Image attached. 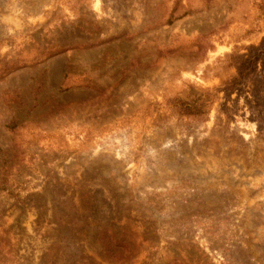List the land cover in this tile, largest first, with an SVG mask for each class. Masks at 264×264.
<instances>
[{
	"label": "rangeland",
	"instance_id": "obj_1",
	"mask_svg": "<svg viewBox=\"0 0 264 264\" xmlns=\"http://www.w3.org/2000/svg\"><path fill=\"white\" fill-rule=\"evenodd\" d=\"M180 3L0 0V264H264V0Z\"/></svg>",
	"mask_w": 264,
	"mask_h": 264
},
{
	"label": "trees",
	"instance_id": "obj_2",
	"mask_svg": "<svg viewBox=\"0 0 264 264\" xmlns=\"http://www.w3.org/2000/svg\"><path fill=\"white\" fill-rule=\"evenodd\" d=\"M171 2L173 3V5L168 12V21L180 18L181 16H184L189 12L188 9L184 8L181 14L175 16L177 10L179 8H183V5L180 3V0H171ZM262 46H264V37ZM254 51H252V53H255ZM263 59L264 50H261L254 55H248L247 58L238 66V73L234 77H232L229 85H234V83L239 78H243L244 76L246 77L249 73L253 72L256 69L258 62L262 61ZM212 102L213 100H211L210 98L198 97L196 100L192 99L191 101H183L178 109L181 113H184L186 115H200L204 113L203 109L205 107L208 108V106H210ZM73 222V220H65V225H69ZM109 237L112 242L118 243L113 233H111ZM108 253L111 257H115L119 254L117 251H110ZM52 264H93V258L91 255L83 253L71 254L64 251H58L53 256Z\"/></svg>",
	"mask_w": 264,
	"mask_h": 264
}]
</instances>
